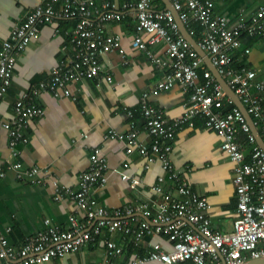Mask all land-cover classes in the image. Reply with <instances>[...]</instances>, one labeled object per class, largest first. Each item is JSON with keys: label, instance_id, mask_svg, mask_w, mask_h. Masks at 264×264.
Here are the masks:
<instances>
[{"label": "built area", "instance_id": "built-area-1", "mask_svg": "<svg viewBox=\"0 0 264 264\" xmlns=\"http://www.w3.org/2000/svg\"><path fill=\"white\" fill-rule=\"evenodd\" d=\"M99 1L103 14L98 21L94 13ZM155 1L50 0L37 6L22 23L12 28L0 48V101L7 96L12 85L17 57L36 36L39 25L51 24L58 19L76 20L74 30L68 33L70 55L53 68L50 78L39 82L16 100L14 117L3 123L9 134L11 152L18 156L19 145L25 141V131L31 121L45 114L38 103L42 92H51L56 97L72 96L70 84L98 76L103 69L101 57L110 51L118 50L125 58L124 64H127L121 38L105 35L101 30L106 22L121 21L124 12L135 10L138 31L134 45L167 70L161 81L141 97L140 113L145 120V129L155 139L150 143L141 142L135 123L129 133L119 134L109 130L107 137L124 139L127 153L137 150L147 159L146 167L160 161L164 174L158 177L153 189L163 197L161 210L154 214L153 203L135 200L111 216L95 196L97 189L104 187L108 181V163L100 156V149H95L90 156L88 170L79 175L77 189L52 180L54 199L61 201L68 197L78 205L87 207V223L82 224L73 217L69 230L51 227L27 236L19 246L11 245L0 228V264H44L70 252H77L82 246L96 241L98 236H104L105 230L111 236L104 237L107 256L111 259L124 252L123 247L112 238L116 232L131 235L135 246H139V242L151 234L165 233L169 237L172 250H166L156 243L145 254L134 256L126 264L150 261L165 264H242L264 256V149L258 144L241 109L226 94L203 57L182 34L175 15L169 10L156 9ZM170 1L180 13L189 34L210 56L218 72L238 95L264 142V70L260 75L256 69L242 62L251 53L250 48L241 51L243 35L264 38V5L250 17L242 14L232 23L226 16L214 12L211 0ZM142 33L148 34L149 39H145ZM158 44L166 46L163 56L151 51ZM175 84H179L189 98L184 115L170 122L165 119L163 110L149 102V96L158 95ZM129 114L131 117L134 115L133 111ZM196 118L203 119L209 128L216 131L223 140L221 150L235 163L233 183L238 200V217L232 231L212 228L207 216L210 208L207 198L185 182L182 172L174 166L171 158L173 145L167 140H173L183 125L193 126ZM241 133L247 135L252 146L249 153L240 141ZM124 166L127 168L129 164ZM8 168L16 170L19 179L39 185L51 178L49 169L36 166L25 169L20 161L10 164ZM4 176L5 170L0 168V181ZM122 177L130 179L133 185L141 182L127 174ZM169 182L174 189L172 192L165 189V183ZM135 211L143 212L145 218L150 220H131L130 216ZM133 221L137 224H133ZM188 223L195 225V229L188 227Z\"/></svg>", "mask_w": 264, "mask_h": 264}, {"label": "crops", "instance_id": "crops-1", "mask_svg": "<svg viewBox=\"0 0 264 264\" xmlns=\"http://www.w3.org/2000/svg\"><path fill=\"white\" fill-rule=\"evenodd\" d=\"M46 1L50 0H0V48L12 28ZM112 1L119 3L121 0ZM211 1L214 12L226 16L232 23L242 14L250 17L264 5V0ZM154 5L158 10H168L165 0H156ZM96 10L94 18L99 21L103 14L100 1L96 3ZM76 23V20L58 19L51 24L39 25L36 36L17 57L12 85L7 96L0 101V168L5 170V176L0 181V228L13 246H19L27 236L51 227L69 230L73 217L82 224L87 223V207L68 197L61 201L54 199L52 180L77 189L79 175L88 170L90 156L98 148L100 156L108 163V181L104 187L97 189L95 196L111 216L135 200L153 203L154 214L161 210L163 204V197L153 189L158 177L164 174L160 161L146 167L147 159L137 150L127 153L124 139L107 137L109 130L119 134L129 133L135 123L141 142L150 143L155 139L145 129V120L140 113L141 97L161 81L167 70L134 45L138 31L135 10L124 12L121 21L106 22L101 30L105 35L121 38L127 64H124L125 58L118 50L110 51L101 57L103 69L98 76L70 84L72 96L56 97L51 92H42L38 103L45 114L31 121L25 131V141L19 145V155L14 156L11 152L9 134L3 123L14 117L16 100L39 82L50 78L53 68L70 55L68 33L74 30ZM142 36L145 39L150 37L146 33ZM242 39L241 51L251 49L242 62L261 75L264 70V38L243 35ZM151 51L163 56L166 46L158 44ZM188 98V93L175 84L158 95L151 94L149 102L163 110L167 121L174 122L184 115ZM130 111H133V117ZM222 141L201 118H196L193 126L183 125L173 140H167L173 145L171 158L174 166L182 172L185 182L207 198L210 206L207 216L212 228L232 231L238 217V200L233 183L235 163L221 150ZM240 141L249 153L252 146L247 135L241 133ZM17 161L22 162L25 169L35 166L49 169L51 178L43 185L21 180L16 170L8 168ZM126 163L129 164L127 168L124 166ZM124 174L141 182L133 185L130 179L122 177ZM165 189L174 190L171 182L165 183ZM133 218L150 220L141 211H135L130 216L131 220ZM132 223L137 224L136 221ZM188 227L195 229L191 223ZM105 236L111 237L110 232L105 230L104 236H98L96 241L82 246L77 252L44 264H126L134 256L145 254L156 243L166 250L173 249L165 233L148 235L139 242V246H135L131 235L116 232L112 238L123 247L124 252L111 259L107 256ZM145 264L165 263L150 261Z\"/></svg>", "mask_w": 264, "mask_h": 264}, {"label": "water", "instance_id": "water-1", "mask_svg": "<svg viewBox=\"0 0 264 264\" xmlns=\"http://www.w3.org/2000/svg\"><path fill=\"white\" fill-rule=\"evenodd\" d=\"M165 2L168 4V10L171 11L175 15L176 21L178 22V24L180 26V30H181L182 34L184 35V37L198 51V53L201 55V57H203V59H204L206 65L208 66L209 70L216 77V79L219 81V83L222 84L223 89L225 90L226 94L228 96H230L233 99L234 104L241 109V111L243 112L244 116L246 117L248 123L251 126L252 132L255 134V136L257 138L258 144L264 149V142H263L262 137H261V135H260L255 123H254V120L251 117V115L247 112L246 107L244 106V104L242 103V101L240 100L238 95L235 93V91L233 89H231V87L228 85L226 80L218 72L217 68L212 63L210 56L200 48L196 39L189 34V32L186 28V25L183 23V21L180 18V13L174 9L173 3L170 0H165ZM242 264H264V256L260 257V258L248 260Z\"/></svg>", "mask_w": 264, "mask_h": 264}, {"label": "trees", "instance_id": "trees-1", "mask_svg": "<svg viewBox=\"0 0 264 264\" xmlns=\"http://www.w3.org/2000/svg\"><path fill=\"white\" fill-rule=\"evenodd\" d=\"M231 107V106H230ZM230 107H229V109H230Z\"/></svg>", "mask_w": 264, "mask_h": 264}]
</instances>
